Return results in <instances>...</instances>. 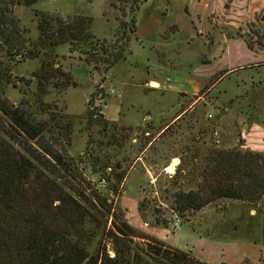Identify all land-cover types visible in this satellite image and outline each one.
Instances as JSON below:
<instances>
[{
    "label": "rangeland",
    "instance_id": "obj_1",
    "mask_svg": "<svg viewBox=\"0 0 264 264\" xmlns=\"http://www.w3.org/2000/svg\"><path fill=\"white\" fill-rule=\"evenodd\" d=\"M137 1L136 34L130 36L131 54L127 60L109 71H96L79 54L70 55L68 47L61 45L56 49L57 65L70 72L75 86H49L42 98L55 105L57 112L73 117L72 134L61 153L75 163L86 181L113 202L114 215L105 221L90 253L99 249L113 257L111 232H115L113 226L123 224L136 233L172 244L177 236L171 233H190L191 222L204 219L209 211L218 222L217 235L236 228L241 235L264 245V201L261 210L256 211L239 201L219 200L189 212L183 219L172 210L176 192L196 191L200 184L197 174L211 149L264 153V61L252 65L258 55L244 56L241 69L227 75L212 92L208 89L213 81L194 96L201 85L187 78L201 65L197 61L199 51L207 49L202 48L203 40L197 35L199 25L191 4L184 0ZM131 2L39 0L31 7L16 6L14 15L28 31L29 46L38 38L36 12L62 18L89 15L95 37L112 43L121 8L130 11ZM254 33L264 40V28ZM193 39L197 43H192ZM42 57L21 58L14 64L15 84L6 92L13 105L37 92L35 81L27 87L18 78H31L32 72L40 68ZM154 81L157 87L150 86ZM179 85L181 90H176ZM99 86L103 87V99ZM90 102L107 125L87 124ZM175 159L179 164L174 167ZM106 164L109 168L105 171ZM169 167L174 171L169 172ZM194 167L198 171L192 172ZM180 169L185 173L176 174ZM120 177L123 180L119 183ZM204 209L208 214H198ZM143 244L141 239L133 238V245L140 248Z\"/></svg>",
    "mask_w": 264,
    "mask_h": 264
},
{
    "label": "trees",
    "instance_id": "obj_2",
    "mask_svg": "<svg viewBox=\"0 0 264 264\" xmlns=\"http://www.w3.org/2000/svg\"><path fill=\"white\" fill-rule=\"evenodd\" d=\"M38 1L0 0V264H206L156 237L136 233L127 224L113 226V257L99 249L90 253L105 221L114 215L113 202L61 153L70 140L73 117L57 112L55 105L42 98L49 86H75L70 72L57 65L56 49L61 45L68 47L70 55L79 54L96 71L106 72L125 62L131 54L130 36L136 34L139 3L132 0L130 11L121 8L112 43L95 37L89 15L62 18L36 12L38 38L29 46L28 31L20 26L14 8L31 7ZM114 1L127 4L131 0ZM40 55V68L31 78H18L27 87L35 81L37 92L13 105L6 92L15 84L14 64ZM99 94L103 99L101 86ZM89 106L87 124L107 125L92 102ZM87 150L88 145L84 153ZM104 168L106 171L108 164ZM181 173L185 170L176 174ZM197 178L196 191H178L172 196V210L179 219L219 200L239 201L256 211L262 208L264 153L211 149ZM122 180L117 178L119 183ZM133 238L141 239L142 247L133 245Z\"/></svg>",
    "mask_w": 264,
    "mask_h": 264
},
{
    "label": "crops",
    "instance_id": "obj_3",
    "mask_svg": "<svg viewBox=\"0 0 264 264\" xmlns=\"http://www.w3.org/2000/svg\"><path fill=\"white\" fill-rule=\"evenodd\" d=\"M184 1L192 6L196 24L199 25L197 35L203 40V45H200L207 49L199 51L197 61L201 65L187 78V81L197 80L201 85L198 92L192 95H198L211 81L213 83L208 91L212 92L227 75L243 67L241 63L244 56L247 58L248 55H258L250 63L252 65L264 61V40H260L261 36L254 33L255 30L258 32L260 28H264V18H261L264 16V0ZM192 43H197V40L193 39ZM154 82L150 83L151 87H157L158 83ZM175 89L181 90L180 85ZM181 93L188 95L179 92ZM207 212L204 209L198 214L205 215ZM249 213L253 214L252 211ZM217 223L209 211L204 219L199 218L191 222L192 225L188 222L190 233H171L172 236H177L174 237L177 238L174 243L168 244L166 239L157 238L206 264H264L263 244L241 235L236 228L231 233L219 231L217 235Z\"/></svg>",
    "mask_w": 264,
    "mask_h": 264
},
{
    "label": "water",
    "instance_id": "obj_4",
    "mask_svg": "<svg viewBox=\"0 0 264 264\" xmlns=\"http://www.w3.org/2000/svg\"><path fill=\"white\" fill-rule=\"evenodd\" d=\"M179 164V160L178 159H175L174 161H173V166L175 167L176 165H178Z\"/></svg>",
    "mask_w": 264,
    "mask_h": 264
},
{
    "label": "bare ground",
    "instance_id": "obj_5",
    "mask_svg": "<svg viewBox=\"0 0 264 264\" xmlns=\"http://www.w3.org/2000/svg\"><path fill=\"white\" fill-rule=\"evenodd\" d=\"M168 171H169V172H173V171H174V168H173V171H172V167H169V168H168Z\"/></svg>",
    "mask_w": 264,
    "mask_h": 264
},
{
    "label": "built area",
    "instance_id": "obj_6",
    "mask_svg": "<svg viewBox=\"0 0 264 264\" xmlns=\"http://www.w3.org/2000/svg\"><path fill=\"white\" fill-rule=\"evenodd\" d=\"M175 224L177 225V222Z\"/></svg>",
    "mask_w": 264,
    "mask_h": 264
},
{
    "label": "flooded vegetation",
    "instance_id": "obj_7",
    "mask_svg": "<svg viewBox=\"0 0 264 264\" xmlns=\"http://www.w3.org/2000/svg\"><path fill=\"white\" fill-rule=\"evenodd\" d=\"M249 68V67H248ZM237 71V70H236Z\"/></svg>",
    "mask_w": 264,
    "mask_h": 264
}]
</instances>
